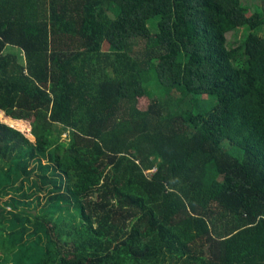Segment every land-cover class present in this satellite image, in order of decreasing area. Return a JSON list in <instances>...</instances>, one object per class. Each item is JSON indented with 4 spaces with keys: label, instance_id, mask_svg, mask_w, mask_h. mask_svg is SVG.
Returning a JSON list of instances; mask_svg holds the SVG:
<instances>
[{
    "label": "trees",
    "instance_id": "obj_1",
    "mask_svg": "<svg viewBox=\"0 0 264 264\" xmlns=\"http://www.w3.org/2000/svg\"><path fill=\"white\" fill-rule=\"evenodd\" d=\"M261 2L0 0V264H264Z\"/></svg>",
    "mask_w": 264,
    "mask_h": 264
},
{
    "label": "rangeland",
    "instance_id": "obj_2",
    "mask_svg": "<svg viewBox=\"0 0 264 264\" xmlns=\"http://www.w3.org/2000/svg\"><path fill=\"white\" fill-rule=\"evenodd\" d=\"M244 4L250 7L252 10L251 13L254 11V6H259L262 4V0H242ZM258 7H256L257 9ZM243 29H240L238 32H230L227 34V39L229 43H232L233 45H236L238 43V39L242 37ZM261 35H264V28L260 32ZM149 105V98L146 96H143L139 99L138 106L141 109H146ZM0 121L6 122L20 130H22L30 139L34 140V135L31 133V122L29 120H23V119H13L5 114L4 111L0 110ZM62 141H69V132H63V135L61 136ZM154 170V169H152ZM44 203L39 207V209L35 208L34 213L38 214L40 213V209L44 207Z\"/></svg>",
    "mask_w": 264,
    "mask_h": 264
}]
</instances>
